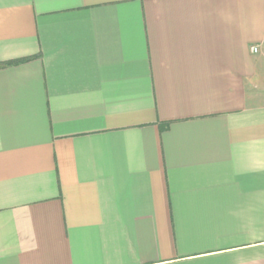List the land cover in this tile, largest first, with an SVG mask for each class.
<instances>
[{
	"label": "crops",
	"instance_id": "1",
	"mask_svg": "<svg viewBox=\"0 0 264 264\" xmlns=\"http://www.w3.org/2000/svg\"><path fill=\"white\" fill-rule=\"evenodd\" d=\"M0 264H264V0H0Z\"/></svg>",
	"mask_w": 264,
	"mask_h": 264
},
{
	"label": "trees",
	"instance_id": "2",
	"mask_svg": "<svg viewBox=\"0 0 264 264\" xmlns=\"http://www.w3.org/2000/svg\"><path fill=\"white\" fill-rule=\"evenodd\" d=\"M29 59V58H28ZM28 59H19V60H16V61H14V63H20V62H23V61H26V60H28Z\"/></svg>",
	"mask_w": 264,
	"mask_h": 264
},
{
	"label": "built area",
	"instance_id": "3",
	"mask_svg": "<svg viewBox=\"0 0 264 264\" xmlns=\"http://www.w3.org/2000/svg\"><path fill=\"white\" fill-rule=\"evenodd\" d=\"M252 50H253L254 52H257V51H258V47H253Z\"/></svg>",
	"mask_w": 264,
	"mask_h": 264
}]
</instances>
